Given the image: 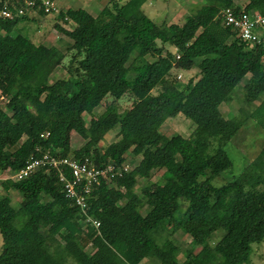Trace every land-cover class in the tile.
I'll use <instances>...</instances> for the list:
<instances>
[{
    "label": "trees",
    "instance_id": "16d2710c",
    "mask_svg": "<svg viewBox=\"0 0 264 264\" xmlns=\"http://www.w3.org/2000/svg\"><path fill=\"white\" fill-rule=\"evenodd\" d=\"M105 1L94 14L80 6L46 13L18 0L13 17L0 16V172L49 152L98 169L112 164L115 174L76 182L84 208L67 195L58 168L0 179V264H250L253 244L264 242V144L232 179L213 178L232 167L223 145L248 119L264 130V101L255 105L264 47L239 37L219 13L232 6L264 15V0H203L181 23L156 22L143 6L149 0ZM42 16L51 17L46 30L62 34L57 42L24 33ZM177 52L198 67L196 80L170 76ZM239 94V108L226 116L221 105ZM124 96L133 101L121 110ZM179 112L193 130L162 132ZM115 127L117 138L104 143ZM70 131L82 146L72 148ZM63 172L75 179L69 166ZM139 178L146 182L137 189ZM179 230L188 246L174 237Z\"/></svg>",
    "mask_w": 264,
    "mask_h": 264
},
{
    "label": "rangeland",
    "instance_id": "374dc122",
    "mask_svg": "<svg viewBox=\"0 0 264 264\" xmlns=\"http://www.w3.org/2000/svg\"><path fill=\"white\" fill-rule=\"evenodd\" d=\"M245 0H235L237 4H243ZM105 0H56V3L62 8L67 6L72 7H85L94 14H97ZM203 0H149L144 3L145 11L152 17L156 22L161 23L162 21H167L168 23L178 22L181 23L184 21L185 16L189 13L190 6L194 5V8L197 4L202 3ZM44 17L41 22H39V28H37L36 24L26 25V29H24V33L30 36L31 38L41 39L46 44H52L57 42L61 33H59L54 27H50V30H46L52 23L50 16H42ZM173 17V18H172ZM74 25V24H73ZM45 30V31H44ZM49 33V34H48ZM173 52H175V48H172ZM58 75L66 77L65 69H58ZM199 69L196 66H190L184 63L180 58L176 56V61H174V66L171 70L170 76L172 78L178 79L180 81L187 82L190 79L196 80L199 75ZM240 86L237 87L239 89ZM157 89H155V92ZM233 101L229 103H223L221 105L222 111L226 116H230L233 112H236L237 108H239V101L241 98V94L236 95ZM239 101H238V100ZM113 98L111 96L106 97L99 108L95 110V115L101 113L106 104L111 102ZM133 99L129 96H124L118 100V105L120 109H124L130 107L132 105ZM241 102V101H240ZM5 99L0 93V106H4ZM85 117L90 119L91 115L85 113ZM195 124L191 119L186 118L185 115L179 112L176 116L169 117L164 125L161 127L162 132H173L177 131L183 133L185 135L189 134ZM258 124H255V119H248L246 123L240 128L237 134L225 142L223 145L226 151L228 152L230 158L232 159V167L229 170H226L219 176L213 178V183L216 185L222 184L226 181H229L234 177V175L239 174L242 170L246 168L248 163L258 156L261 148L264 144V133L258 130ZM118 127L113 128L110 131L106 138L103 140L104 143L113 142L116 138V132ZM69 140H71L72 148H78L83 145L84 140L80 137V135L74 131H70ZM161 171L152 172L151 179L157 180L160 177ZM5 172H0V179H3ZM146 182L143 178L138 179L137 189ZM0 186V191H1ZM12 199L13 203L18 204L21 199V196L16 192L12 191ZM185 205H181L178 209L177 213H181L185 209ZM221 231V230H219ZM174 237L181 243L183 246H188L190 237L185 234L182 230H179L174 234ZM2 240L0 237V246ZM141 264H151L149 260L144 259ZM250 264H264V242L254 243L253 251L251 254V263Z\"/></svg>",
    "mask_w": 264,
    "mask_h": 264
},
{
    "label": "built area",
    "instance_id": "2783aa9c",
    "mask_svg": "<svg viewBox=\"0 0 264 264\" xmlns=\"http://www.w3.org/2000/svg\"><path fill=\"white\" fill-rule=\"evenodd\" d=\"M18 0H6L3 7L0 8V16L2 17H13L15 12L12 10L10 5L15 3ZM10 3V4H9ZM24 3L30 7L44 8L46 13H57L60 10V6L56 3V0H24ZM24 7H18L17 14H23ZM219 17L222 20V23L226 26H231L239 37L243 40L252 43H258L264 47V15L258 12L257 10L246 11L244 8L236 9V7L227 6L221 9ZM176 56L180 58V53L177 52ZM264 58V54L262 55ZM50 166L53 168H58L60 180L65 183V189L68 196H76V203L81 205L82 208L86 206V201L84 196L77 195L75 184L76 182L85 178L88 185L93 181L98 180L100 177H106L110 179L114 176V166L112 164L107 165L105 168L98 169L90 164L79 162L71 157H55L52 156L49 152L43 153L42 157L31 158L27 164L21 169L14 170H5L4 178H24L30 173L36 171L39 167ZM69 166L73 171V176L75 179L66 178L63 172V166ZM129 164L124 166V169H128ZM119 174H122L119 171ZM110 178H109V177ZM1 178V177H0ZM99 183V181H97ZM88 220H93L96 226L99 222L97 220L89 217Z\"/></svg>",
    "mask_w": 264,
    "mask_h": 264
},
{
    "label": "crops",
    "instance_id": "0c3cea01",
    "mask_svg": "<svg viewBox=\"0 0 264 264\" xmlns=\"http://www.w3.org/2000/svg\"><path fill=\"white\" fill-rule=\"evenodd\" d=\"M173 18V17H172ZM178 23V22H176ZM264 101V92L256 99L255 105L258 106ZM258 130L264 133V130L261 126H258Z\"/></svg>",
    "mask_w": 264,
    "mask_h": 264
}]
</instances>
